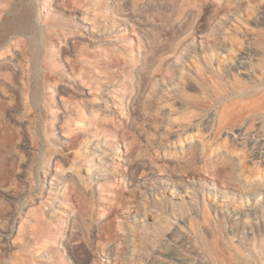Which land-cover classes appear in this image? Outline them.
Segmentation results:
<instances>
[{
  "label": "rangeland",
  "instance_id": "obj_1",
  "mask_svg": "<svg viewBox=\"0 0 264 264\" xmlns=\"http://www.w3.org/2000/svg\"><path fill=\"white\" fill-rule=\"evenodd\" d=\"M17 1L0 0V23ZM244 1L238 9L232 0H188L182 18L183 6L165 0L126 6L99 0L89 22L105 33L86 39L76 30L70 52L85 76L68 83L88 105L98 101L96 81L116 88L109 94L117 105L112 115L82 108L58 120L22 96L12 106L3 91L10 65L0 66V264H23L24 256L27 264H264V188L249 187L264 181V0ZM83 2L70 0L77 9ZM35 12L44 19L46 2ZM40 28L24 37L38 42ZM48 28L56 38L57 28ZM214 34L230 44L213 51L221 70L211 75L218 88L209 90L197 70L205 64L201 46ZM15 40L0 51L19 50ZM42 58L39 52V66ZM136 66L148 82L130 113ZM46 89L49 96L52 87ZM154 91L159 96L150 100ZM223 105L233 120L213 139ZM95 153L111 169L104 189L91 196L68 180L61 203L48 213L44 184L56 180V169L90 184ZM50 154H59L60 166L53 160V178H45ZM128 171L131 184L123 181Z\"/></svg>",
  "mask_w": 264,
  "mask_h": 264
},
{
  "label": "bare ground",
  "instance_id": "obj_2",
  "mask_svg": "<svg viewBox=\"0 0 264 264\" xmlns=\"http://www.w3.org/2000/svg\"><path fill=\"white\" fill-rule=\"evenodd\" d=\"M42 1L46 2V17L41 20L39 15H36L35 8L37 3H39L40 6H42L43 3ZM119 1L121 2L120 4L122 6H126L128 4H132V5L136 4L139 0H119ZM165 1L174 4L176 3L183 6V8L181 7L182 8L181 17L183 18L185 16V1L188 0H165ZM232 1L234 3L232 2L231 3L235 4V6L238 9H241L245 3L244 0H232ZM111 2L116 3L117 0H111ZM98 4H99V0H84L83 4L81 5L83 9H77L73 6L72 3H70V0H18L17 1L16 5L13 7L12 10L13 14L11 13L12 15L6 16L5 20L2 23H0V49L12 38L16 39L15 45L21 47L19 50L7 49L5 51H0V66L3 64H8L10 65V69H11L10 73L8 74V80H9L8 85L6 86V89L5 87L3 89V91L7 94L9 101L8 104L10 103L12 106H14L15 104L18 103L19 96H22L24 100L28 102H32L33 103L32 105L34 107L42 108L45 112H47L53 118H56L58 120L61 118L70 119V115L73 111L81 112L82 108H84L85 110H89L90 112L96 111L98 113L106 114V115H112L114 113L117 105L111 102L109 98V94L110 93L117 94L118 90L116 88L105 86L104 84L106 83L105 82L103 83L100 80L96 81L97 84H99L98 101L95 104L88 105L85 102V100H83L82 98L79 97V95H77V91H75V88L72 85H69L68 83L69 81L71 82V80L73 82L75 81L77 82V78L80 75H82V77L85 76V73L78 71L75 68L74 64L76 61L70 52L71 45L75 43L76 41L75 39L77 38L76 36L78 32H76V30L80 29L85 31L86 33L83 32L78 34L83 35L84 37H86V39H89L88 38L89 35L91 36L93 33H95L96 35H101L105 33L104 29H102V27L96 24L95 21L89 22L90 19L94 20L93 18L95 14L94 6ZM128 13L130 15L128 14L127 18L133 21L132 11ZM37 24H41V28H40L41 37L38 42L33 43L29 40L28 37H24V35H26V33H28L29 30L35 27V25ZM50 26L57 28L56 38H54L50 34L51 31L49 32L50 29L48 28ZM63 27H66L67 30H65L66 28ZM52 33L55 34L54 32ZM143 39L146 41L145 36H143ZM229 44L230 42L228 41L226 36L221 34H214L211 42H209L206 46L203 45L201 46L202 54L205 56V64H203L201 67L200 66L198 67L197 77L200 78L199 84L202 88L209 90L210 89L216 90L218 88L217 81L215 82V80H211L212 79L211 75L213 72L215 73L217 70L220 71L221 66L218 64L216 65V67H214L213 51L215 49H220L221 51H228ZM115 49H116L115 51L120 53L119 52L120 49L118 48V46H115ZM39 52L43 56L41 66H39L40 64L37 61V55ZM118 53L116 54V58H114V63H113V66L116 67L115 72H118L120 69ZM143 55L145 56V52L142 53L140 57H142ZM185 64L188 65L186 61ZM121 70L122 72H124V74H127L125 68L124 69L122 68ZM132 72L137 79L133 87L134 92H132L128 98V105H129L128 110L130 113H136L137 112L136 104L138 101V95L141 92L142 87L146 85L145 82H148L147 81L148 79H147V74L144 71H142L141 66L133 67ZM176 74L181 79L186 77L183 75V72ZM207 77H209L210 81L212 82H207L206 80ZM49 87H52L51 94L49 96L47 94L43 95L42 90ZM70 88L71 89L74 88L73 89L74 94L64 95V93H66V91H68ZM173 92L175 93V91H172V93ZM155 95L159 96L158 91H154V93L150 96L151 97L150 100H153ZM152 105L153 103L151 102L150 107ZM228 108H229L228 105H223L219 111V114L217 115L216 118L217 125L215 126L214 130L211 132V137L213 139L217 138L219 132L221 131V128L224 125L232 122L233 120L232 119L233 113H229ZM57 123H59V121ZM234 137L235 135L233 133V137L232 138L228 137V138L234 139ZM190 143L191 145H197V142L195 140L194 141L190 140ZM90 144L94 149V152H96L95 150L99 151V145L97 141L93 139L90 142ZM183 147L184 145L180 143V149H182ZM58 156L56 154L49 155L47 169L44 172L45 178L47 176L53 175L52 174L53 172H51V162L55 160L57 165V162L60 160V159L58 160ZM95 158L98 161V164L95 165L94 168L90 169V172L88 174V179L90 180L89 182L91 185L88 184L83 186L81 180L77 179V177H75L73 173L68 172L66 174L64 173L61 174V173H57V169H56V173H55L56 180L50 182V184L47 187L44 184V190L47 192L46 193L47 198L50 200V205L44 206L45 210L48 213L54 212L57 208V205L61 203L62 201L61 197H63L62 195L64 194L61 192V189L62 187L64 188L66 187V183L68 180L73 181V185L75 189H79V191H81L82 193H88L91 196L95 194H99L101 190L104 189L106 183L111 179L110 178L111 169L108 167L109 165L104 164V161L102 162V157L100 156L99 153H95ZM57 166H60V164H58ZM51 178H53V176H51ZM134 180L135 177L132 171H128L125 174V176H123V181H126L128 184H131ZM181 184L183 188H186L185 191H187L188 185H186L183 182ZM249 187L250 189L264 188V181L256 180L253 183L249 184ZM40 197L42 198V195ZM106 253L110 254L111 250L110 249L107 250ZM16 257L18 258V255ZM23 264H27V259L25 256L23 257ZM31 264H41V263H39L36 260H32Z\"/></svg>",
  "mask_w": 264,
  "mask_h": 264
}]
</instances>
